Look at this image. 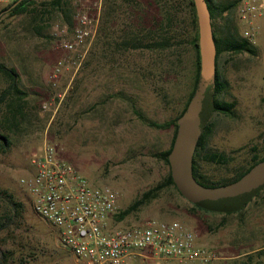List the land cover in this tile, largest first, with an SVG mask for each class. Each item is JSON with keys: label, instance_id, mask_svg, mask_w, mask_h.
<instances>
[{"label": "rangeland", "instance_id": "rangeland-1", "mask_svg": "<svg viewBox=\"0 0 264 264\" xmlns=\"http://www.w3.org/2000/svg\"><path fill=\"white\" fill-rule=\"evenodd\" d=\"M49 1L35 0L34 8L20 16L2 13L10 5L0 6V63L16 69L19 88L26 94L21 99L11 95L0 105V135L10 138V146L0 150V264H85L62 247L57 230L35 212L20 184L45 142L55 144L93 185L115 189L125 211L161 184L168 171L158 154L170 147L174 129L151 127L143 118L158 123L175 119L194 87L189 0H63L59 7L44 5ZM236 7L214 21L224 48L218 71L226 86L218 99L235 107L233 114H213L197 158L201 180L219 185L235 180L255 157H264V17L258 21L253 52L237 53L229 44L244 39ZM79 9L97 19L98 31L91 44L68 53L60 44L74 39ZM66 14L73 18L72 27ZM169 17L168 47L147 48L155 26ZM139 42L141 47H135ZM63 58L69 63L54 86L52 74ZM9 84L0 72V97ZM10 104L21 107L16 121L7 120L12 118ZM213 154L225 160L210 161L207 157ZM9 195L24 208L14 211L7 203ZM148 219L187 224L202 245L219 252L221 264L264 262V256H257L264 248V191L241 213L225 215L195 210L169 187L120 221L126 226ZM124 264L200 263L134 257Z\"/></svg>", "mask_w": 264, "mask_h": 264}, {"label": "built area", "instance_id": "built-area-1", "mask_svg": "<svg viewBox=\"0 0 264 264\" xmlns=\"http://www.w3.org/2000/svg\"><path fill=\"white\" fill-rule=\"evenodd\" d=\"M15 1L0 0V6ZM237 2L243 38L256 42L264 0ZM97 31V19L79 9L74 18V39L60 47L68 53L77 52L81 44L93 42ZM68 63L67 58L57 63L52 74L54 86ZM20 184L29 192L35 212L57 230L59 243L79 262L124 264L134 257L200 264H221L223 260L216 249L202 245L198 233L183 222L148 219L121 226L117 191L107 185H93L52 142L44 143Z\"/></svg>", "mask_w": 264, "mask_h": 264}, {"label": "water", "instance_id": "water-1", "mask_svg": "<svg viewBox=\"0 0 264 264\" xmlns=\"http://www.w3.org/2000/svg\"><path fill=\"white\" fill-rule=\"evenodd\" d=\"M199 27L201 69L188 107L178 119V130L169 155L174 183L181 195L199 208L219 214L241 212L264 191V160L239 180L207 187L194 176L198 144L216 108L217 45L206 0H193Z\"/></svg>", "mask_w": 264, "mask_h": 264}, {"label": "trees", "instance_id": "trees-1", "mask_svg": "<svg viewBox=\"0 0 264 264\" xmlns=\"http://www.w3.org/2000/svg\"><path fill=\"white\" fill-rule=\"evenodd\" d=\"M189 1H190L191 6H192L193 15H194V18H193L194 27H193L192 36L190 39V45L192 46V49H193V52L195 55V67H196L195 75H194L193 90L191 91L189 98H188V101L186 102L182 112L175 119L168 121V122H165V123H158V122H155L153 120L143 118L145 120V122L151 127H154L157 129H168V128L174 129V136H173L172 143H171L170 147L167 150L158 154V157L167 165L168 171L166 173L164 181L161 184H159L158 186H156V187L152 188L151 190L145 192L140 198L135 200V202H133L127 210L122 211L120 216H119L120 219H124L129 214L139 210L141 207L145 206L147 203L158 198L160 195V192L165 188L173 187L179 192V190L177 189V187L174 183V180L172 178L169 155L172 151L174 141L176 138V134H177V130H178L177 121L183 115V113L185 112V110L188 107L189 101H190V99L194 93V90H195V87H196V84L198 81L200 69H201L200 48H199V27H198L197 13H196L194 1L193 0H189ZM206 1L208 2L209 9L211 12L213 29H215V25H214L215 19L219 16H223V14L227 11H232L237 6V3H238L236 0L232 3H229V4L222 6V5H218V4L216 5L215 0H206ZM62 2H63V0H51L49 2H46L44 5H51V6L59 7V6H61ZM34 4H35V0H17L14 3H12L9 6V8L4 10V12H2V13L9 12L13 16L24 15V14H27L28 12H30L34 8ZM2 13H0V26L2 23V21H1V18L3 15ZM66 20H67L66 21L67 24L72 27L73 26V18L70 17L68 14H66ZM167 20H168V23L166 22ZM171 23H172V19L169 17L168 19L167 18L164 19V21L161 24H157L155 26L156 34L153 35L154 36L153 42L148 44L147 48H149V49H166L168 47L169 43L171 42V39H170V37L166 36L165 26H166V24L171 25ZM214 37H215V41H216V45H217V88H216V108H215L214 113L223 112L226 114H233V109H234L235 105L233 103L222 102L218 99L219 94L222 91H224V89L226 87L225 84L221 81L219 71H218L219 57L224 52V48L218 42L215 30H214ZM229 44L231 45V50H233L237 53L244 52V51L253 52V50L251 48L252 42H250L249 40H247L245 38L240 39V40L235 38ZM123 45H125V44H123ZM141 45L142 44L139 42L138 44H136L135 47L139 48V47H141ZM0 72H2L8 79H10L9 87L1 94L0 105L5 103L11 95H16L18 97V99H21L23 96L26 95L19 88L18 79H17L18 74L16 72V69H14V68L10 69L5 64L0 63ZM10 105H11L10 106L11 107L10 108L11 109L10 114H12V118L8 117L7 120L11 121L13 119L14 121H16L18 112L21 113V109H20L21 107H19V106L14 107V104H10ZM210 125H211V121L209 122L205 132L202 135V138L198 144V148L196 150V154L194 157V167H193L194 176L197 179V181L199 183H201L202 185L207 186V187H217V186H222V185H227V184L233 183V182L239 180L240 178H242L244 175H246L256 164H258L259 162L264 160V157H262V158L255 157L254 162L245 171L241 172L235 180H233L229 183L219 185V184L206 183V182L202 181L201 176L198 172L197 158H198V155L200 154L202 148L205 146V141L208 137L209 132L211 131ZM8 146H10V138L7 136L0 135V150L5 149ZM207 158L210 161H216L219 163H222L225 160V157L223 155H220V154H213ZM260 194L257 197H259ZM6 198L9 199V200H7V203L14 211H18V210H21L22 208H24V205L22 203L16 202L13 196L9 195V196H6ZM193 208L195 210H199V211H203V212H207V213H213V212L203 210V209H201L195 205H193ZM241 212H238V213H241ZM225 215H229V214H225ZM257 256H259L260 258L262 256H264V248L257 252ZM258 264H264V262H258Z\"/></svg>", "mask_w": 264, "mask_h": 264}, {"label": "flooded vegetation", "instance_id": "flooded-vegetation-1", "mask_svg": "<svg viewBox=\"0 0 264 264\" xmlns=\"http://www.w3.org/2000/svg\"><path fill=\"white\" fill-rule=\"evenodd\" d=\"M194 63H195V60H194Z\"/></svg>", "mask_w": 264, "mask_h": 264}]
</instances>
